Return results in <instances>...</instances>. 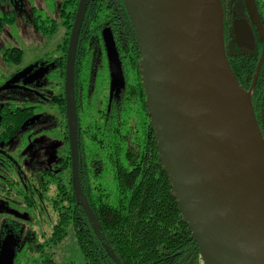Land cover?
<instances>
[{
    "label": "water",
    "instance_id": "95a60500",
    "mask_svg": "<svg viewBox=\"0 0 264 264\" xmlns=\"http://www.w3.org/2000/svg\"><path fill=\"white\" fill-rule=\"evenodd\" d=\"M255 13L252 0H246ZM89 0H80L71 29L66 58L65 91L68 104V137L71 181L77 202L91 221L78 177L76 135L75 57ZM140 52V70L147 107L163 168L181 215L205 264H264V136L255 117L250 94L238 82L224 44L223 7L217 0L221 24L203 29L204 0H124ZM108 52L111 91L123 79L118 51L109 30L104 33ZM202 54L213 67L203 81L212 94L196 87L193 62ZM29 73L13 76L4 90L17 88ZM201 78V79H202ZM245 94V105L221 101L229 92ZM235 110V111H234ZM238 113L237 133L257 144L261 162L246 164L236 156L238 140L223 137L219 115ZM230 124L223 121L222 126ZM245 151L246 148H243ZM247 151V150H246ZM262 164L256 179L250 174ZM15 239L8 237L0 264H13ZM115 264L123 262L112 252Z\"/></svg>",
    "mask_w": 264,
    "mask_h": 264
},
{
    "label": "trees",
    "instance_id": "16d2710c",
    "mask_svg": "<svg viewBox=\"0 0 264 264\" xmlns=\"http://www.w3.org/2000/svg\"><path fill=\"white\" fill-rule=\"evenodd\" d=\"M79 1L62 0L61 4L60 18L67 29L59 57L61 75ZM8 18L0 16V26ZM38 28L43 30L41 25ZM106 29L114 34L123 72L111 93L104 72L106 65L109 73ZM54 31L52 25L43 32ZM93 41L96 52L90 46ZM3 58L19 63L23 52L10 50ZM140 61L124 0H89L75 57L74 89L84 83V108L80 113L77 106L76 111L78 177L91 221L74 195L68 149L55 153L40 183L44 205L58 220L53 240L61 245L72 236L83 264H115L112 252L123 264H184L191 251H197L163 168ZM94 69L97 80L90 92ZM61 102L58 109L67 113L66 102ZM65 132L60 133L64 141ZM26 199L38 203L32 197ZM10 236L18 239L13 233Z\"/></svg>",
    "mask_w": 264,
    "mask_h": 264
},
{
    "label": "flooded vegetation",
    "instance_id": "af4514ba",
    "mask_svg": "<svg viewBox=\"0 0 264 264\" xmlns=\"http://www.w3.org/2000/svg\"><path fill=\"white\" fill-rule=\"evenodd\" d=\"M5 1L19 4V0ZM56 1L45 0L44 7L37 8L33 6L31 8L32 16L28 18V21L45 36H48V34L43 31L47 27L53 25L55 31L57 29L58 20L50 14L55 9ZM220 1L223 7L226 54L238 82L250 94L255 117L264 136V0H252L255 6L254 14L248 8L246 0ZM60 10L61 5L58 8L59 16ZM0 16L1 18H4V16L9 17L1 24L2 29L6 24L12 25L16 22L14 12H5ZM60 20L62 23L61 18ZM39 25L42 26L43 30L38 28ZM107 30L110 31L115 42L112 30L106 29L104 33ZM66 37H64V40ZM93 43L95 42H91L90 46L96 52L97 46L94 48ZM62 45L58 47L60 54L62 53ZM16 49L21 50L24 55V51L20 47L7 48L3 54ZM59 57L60 55L46 53L43 57L35 58L28 65L17 70L9 78L10 80L16 74L28 69L29 73L17 83L18 87L12 89L26 91L34 97V100L0 105V253L4 247V242L13 233L18 238L14 241L16 246L13 264H60L56 259V248L60 245H57L53 240L58 220L56 221L55 212H52L51 218L49 207H43L45 202L42 199V186L40 184L45 168L52 166L53 159L48 161V165L42 167L43 162L39 156L43 150L42 138H53V134L64 133L66 130V141L61 136V142L55 153L60 149L63 150V148L68 149L67 156L71 166L68 111L66 113L58 109V107L60 108L59 102L62 103V99L67 104L65 91L66 64L64 74L61 75ZM11 63L20 65L22 60L19 63ZM104 72L105 77H108V88L111 93L110 65L109 73L106 65ZM96 73L97 70L94 69L91 75L92 83L88 87L90 92L93 91L96 84L94 83L97 80ZM51 79H54V85H47L45 81ZM49 88L53 90H47ZM74 90L75 103L77 102L76 111L78 106V110L81 108L79 110L81 113L84 108L82 99L85 94L84 83L81 86H75ZM48 103L49 107L53 109L51 111L52 115L49 113L51 125L43 123L48 115L42 109ZM21 172L24 174H21ZM29 197H32L34 202L37 201V205H33L30 203L31 201L26 199ZM18 203L21 207H11V204ZM52 220L53 222H51ZM197 251L193 249L186 257L184 264H205L198 247ZM61 264L72 263L62 262Z\"/></svg>",
    "mask_w": 264,
    "mask_h": 264
},
{
    "label": "rangeland",
    "instance_id": "374dc122",
    "mask_svg": "<svg viewBox=\"0 0 264 264\" xmlns=\"http://www.w3.org/2000/svg\"><path fill=\"white\" fill-rule=\"evenodd\" d=\"M61 4L62 0H57L53 13L50 12V14H52V17H55L58 20L56 27L57 29L55 33L53 32L54 34L51 33L48 34V36H45L37 31L34 26L28 21V18L32 16L31 8L33 6L37 8L44 7L45 0H19V4L0 0V14H3L5 12H14L16 15V22L12 25L6 24L0 33V87L9 80L12 74L28 65L31 61L35 60V58L43 57V55L46 53H52L56 56L60 55L58 47L63 44V40L66 36L67 31V29L61 23L58 12V8ZM10 47H20L23 49L24 55L22 63L20 65L7 62L3 58V52L5 51V49ZM53 80H46L45 83L47 85H54ZM52 87L54 88V86ZM47 90L53 89L49 88ZM25 100H34V97L30 95V93L20 89L4 90L0 93V105L8 103L17 104ZM52 110L53 109L49 107V103L45 104L42 111L47 112L48 118L43 120V123L51 125L49 115H52ZM52 136L53 138H42L43 150L42 154L39 155L40 159H42L43 162L42 167L48 165V161L55 157L56 148L61 142L60 134L56 133ZM63 150L60 149L58 151L61 152ZM21 174L24 173L21 172ZM12 206L18 207L20 205L19 203L11 204V207ZM22 206L25 207L24 205ZM45 206L47 205H43V207ZM49 212L52 218V212ZM51 222H53V220ZM21 233L19 234L22 236ZM56 250V259L60 264L62 262L83 264V257L80 254L79 249L76 246L72 236H68L67 238H65L61 245L56 248Z\"/></svg>",
    "mask_w": 264,
    "mask_h": 264
},
{
    "label": "bare ground",
    "instance_id": "6f19581e",
    "mask_svg": "<svg viewBox=\"0 0 264 264\" xmlns=\"http://www.w3.org/2000/svg\"><path fill=\"white\" fill-rule=\"evenodd\" d=\"M218 7L217 0H204V7L201 16V26L203 29L207 28L211 24H217L218 26L221 24V13ZM193 70L197 73L198 77L195 82L197 89H199L202 94L205 92L207 94H212L215 91L211 82H204L202 77H204L209 71L213 72V67L207 64V57L205 54H202L196 61L193 62ZM202 78V79H201ZM221 101L225 105H231L234 107L244 106L245 105V94L237 93V92H229L221 95ZM235 111V110H234ZM225 121L228 124V128L226 126H222V122ZM218 122L220 124L219 128L221 131L220 134L223 137L228 136V138H232L241 142V146H237L235 153L236 156L241 160L242 163L246 164V161L251 163H260L261 156L257 151V144L254 143L249 137H241L237 133V127L240 123V116L238 113L230 114L229 112H225L222 115H219ZM243 148H246L244 151ZM262 164H258V166L250 172L251 176L256 179L257 173L262 174ZM264 170V169H263ZM260 186L264 189V182L260 184Z\"/></svg>",
    "mask_w": 264,
    "mask_h": 264
}]
</instances>
